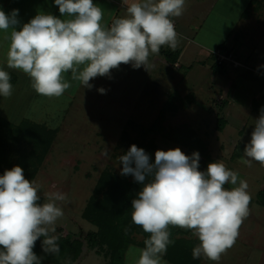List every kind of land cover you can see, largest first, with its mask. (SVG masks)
Returning <instances> with one entry per match:
<instances>
[{
  "label": "rangeland",
  "instance_id": "1",
  "mask_svg": "<svg viewBox=\"0 0 264 264\" xmlns=\"http://www.w3.org/2000/svg\"><path fill=\"white\" fill-rule=\"evenodd\" d=\"M230 3V0H224L227 12L228 8H234ZM263 4L264 0L248 2L249 7L252 5V10H258ZM185 5L193 7L190 10H203L199 1L185 0ZM240 5H247L246 1L242 0ZM237 10L231 11L229 20L210 19L208 26L198 34L197 41L208 40V43L214 46L224 40L226 43L223 48L231 49L234 34V28L231 27ZM259 11H262V8ZM249 12L251 13L250 10ZM261 16L258 19L252 18V25H256L257 20H263L260 22L264 26V13ZM245 26L240 23L235 34L243 32ZM255 29L263 31V27L258 26ZM246 30L247 28L244 31ZM259 30L253 32L256 34H250V44L256 38L259 45L256 54L258 58L253 57L248 62L238 52L235 53L248 68L256 69L264 81V31ZM253 45H249L250 49ZM175 50L170 49L171 52ZM194 54H198L197 51L189 50L183 56V67L178 71L171 70L160 54L150 55L147 69L143 66L133 69L131 65H121L112 70L110 78L97 77L90 81L93 87L83 88L74 102L63 96L49 98L38 95L31 88L29 80L18 87L13 86L14 91L10 98L0 97V117L12 124L8 128L12 129L10 131L5 127L6 133L2 134L0 141V145L4 146L3 150L5 149L0 156V175L16 165L21 166L25 178L40 185V203L45 202L46 193L60 191L66 194L65 201L57 202L64 215L56 221L55 232L50 233L58 237L60 251L58 254H45L42 251L41 262L46 264L59 261L65 254L64 243L60 241L64 239L70 242L79 241L82 244L79 257L73 264H129L131 249L141 248L146 233L134 225L131 219L121 227L117 219H114L115 228L108 225L113 223L112 214L114 215L118 204V200L112 199L109 203L106 201L107 196L111 199L115 181L120 183V180H123L120 186L138 184L131 175L120 174L122 165L119 164V157L126 154L133 144L143 148L151 162L155 160L156 150L167 151L178 147L187 155L182 144L174 139V136L175 130L189 126L207 146L210 156L200 158V170L206 171L210 162L222 160L229 169L239 173L240 179L248 182V191L252 197L249 216L239 229L236 243L222 255L219 264H249L250 259V264H264V206L260 204L264 201V167L256 162L250 167L240 163L244 153L238 147L240 144L245 146L250 140L254 120L258 118L253 115L251 104L260 99L262 103L264 90H258L255 94L251 90L254 86H250L249 90L245 89L239 94L238 99L243 100L245 106L241 109L236 107L238 104L234 105L235 124L226 125L222 133L216 131V122L210 118L209 111L211 107L217 109L214 103L218 101L220 93H216L213 88L209 91L205 88L212 84L218 88L220 85L227 86L230 93H226L227 96H223V99L233 103L238 92L233 85H226L227 80L234 82L240 80L238 78H244L242 73L245 70L220 68L218 72L224 74L216 77L209 69L213 61L210 59L199 62ZM172 75L175 79H172ZM248 81L254 82L250 78ZM99 88H104L105 93L101 94ZM191 89L197 91L192 93ZM190 103L193 106L187 117L186 107ZM168 106L176 107L179 113L172 116L168 111L165 112L166 120L161 125L165 128L164 136L154 134L156 123ZM23 121L37 126L44 125L55 134L53 140L45 147L39 148L30 140L31 134L22 139L17 134V129ZM237 122L242 125L236 124ZM7 131L11 135H8ZM106 177L107 182L104 180ZM225 187L230 189L233 186L226 184ZM95 204L99 206L96 214ZM103 221L107 225L99 226ZM125 229H128L127 233ZM177 229L178 240L187 241L192 245L187 251L191 262L215 264L203 257L193 259L192 249L198 244V240L190 231ZM121 244H124L127 250L124 255L121 252L117 255L118 251L114 252ZM260 252L262 254H259ZM164 259L167 260L166 257Z\"/></svg>",
  "mask_w": 264,
  "mask_h": 264
},
{
  "label": "clouds",
  "instance_id": "2",
  "mask_svg": "<svg viewBox=\"0 0 264 264\" xmlns=\"http://www.w3.org/2000/svg\"><path fill=\"white\" fill-rule=\"evenodd\" d=\"M54 4L59 17L38 12L22 25L19 9L6 13L0 7V31L8 34L9 41L7 68L26 74L38 95L62 96L71 87L65 79L69 73L72 80L91 89L90 81L110 78L121 65L147 69L150 55H158L164 46L178 47L174 18L183 15L185 0H122L125 15L110 26L102 23L104 11L93 0H54ZM10 80L9 72L0 68V97L13 95ZM254 121L240 163L264 167V107ZM199 161L198 151L189 156L178 147L156 150L154 162L135 144L120 155V174L131 175L141 185L131 201V221L149 234L142 248L131 249L129 264H167L164 257L174 243L172 227L190 231L198 240L193 259L219 264L235 245L250 213L248 182L222 160L210 162L206 171L200 170ZM39 189L19 165L0 175V264H41L33 250L38 240L43 253H59L58 237L50 233L64 215L57 202L65 201L66 194L46 193L40 203Z\"/></svg>",
  "mask_w": 264,
  "mask_h": 264
},
{
  "label": "crops",
  "instance_id": "3",
  "mask_svg": "<svg viewBox=\"0 0 264 264\" xmlns=\"http://www.w3.org/2000/svg\"><path fill=\"white\" fill-rule=\"evenodd\" d=\"M194 1L200 2V4L202 5L201 7L203 8L202 11L198 12L195 10H190L193 7H186L185 5V10H184L183 15L180 16L179 18H174L175 28H176L177 33L179 34L180 46L176 48L175 52H171L170 49L164 48V47H162L160 50L159 54L163 57L162 58L163 62L166 65H168L171 68V70L178 71L182 69L183 56H185L186 53L189 52V50H193L194 52L197 51L198 54H194V55L197 57L196 59H198L199 62H203L204 60L206 61L210 59L213 61L212 59L213 50L223 47L226 42H224V40H221L219 43L213 46L208 43V40L197 41L198 34L202 31L203 28L208 26L210 19L214 21H221L223 19L229 20L230 19L229 14H231L232 13L231 11H234L235 9H238V10L235 11L236 16L234 18V24H233V27H231V28H234V31L232 32L234 33L232 35L233 38L230 36L232 33L229 36L226 35L227 37H231L233 39L232 41L233 47L231 48V50H233L234 48L233 51L236 53L238 52L248 62L253 57L258 58L256 54L259 49L258 48L259 45L257 44L256 38L252 42V44H250V34L256 30H259V29H255L258 26L263 27V31H264V26L262 22H260L263 20L255 21L256 25H252L251 20L254 17H256L257 19L262 17L261 14L264 13V4L261 5V7H258V10L256 9L252 10L251 9L252 5L250 7L248 6L249 0L248 1L245 0L247 5H244V6L240 5V2H242V0H237V1L230 0L231 1L230 6L234 8H230V9L226 8L228 10L227 12L225 10L224 0H221V1L220 0H194ZM93 2L98 4L103 9L104 19L102 23H105L109 26L111 25V22L114 19L125 15L126 10L122 4V0H93ZM218 3H220V5ZM0 7H2V9L6 13L11 12L12 9H19V19L21 21V25L23 23L29 22L30 19L33 18L38 12L51 13L57 17L60 16L58 6L54 4V0H0ZM218 8H221V10L223 11L218 10ZM260 8H262V11H259ZM249 10L251 11V13L249 12ZM240 23H244L246 26L243 29V32H240L239 34H235V31L238 29ZM246 28L247 30L244 31ZM189 30H191L190 31L191 33L188 34ZM259 31L263 32L261 30ZM253 34H256V33H253ZM7 35H8L7 33L0 31V68H4V70L9 72L10 77H11L10 82L12 83L14 87H18L19 84L23 82L25 83L26 80H29V77L20 70H14V69L7 68L6 55H7L8 43H9L8 39L6 38ZM249 45H253L254 47L251 46V49H250ZM247 46H248V49H247ZM216 68L217 67L215 66L214 62L210 63L209 69L210 71H212V75L216 77L223 76L222 74L224 73L218 72ZM251 70L252 71L243 72L242 75L244 76V78H238L240 80H235L234 82L227 80L226 85L228 86L233 85L234 89L238 92L237 94H235V97L237 99L234 100L233 103H230V101H227V100L225 101L223 99V96L224 97L227 96L226 93H230V90L228 89L227 86L220 85V88H218L212 84L210 86L208 85V88H205L208 91L211 88H213L216 93H220V95L218 96V101L216 100L217 103L216 102L214 103L215 105H217L216 106L217 109H213L211 107L209 111L210 118H213L215 122L218 120H223V122H225L226 125H228L229 123L235 124V118H233L235 114V113L233 114V111H235L234 105L238 104L239 106H236V107H239L241 109L243 108V106H245L243 100L238 99L239 94L243 93L245 89L249 90L250 86H254L251 89L252 93H255V92L257 93L258 90L260 92L264 90V87H263L264 81L261 79L263 76H260V73H258L256 69H251ZM173 78L174 77L172 75V79ZM248 78H250L254 82L252 83L249 82ZM65 79L71 84V87L67 89L62 96L64 98H69L71 99V102H74V100L77 97H79L78 94L82 92V89L84 87L81 85L79 81L72 80L70 73L65 75ZM255 82L257 84H255ZM195 91L197 90H192V93H195ZM263 98H264V95L262 97V103H260L261 102V99H260L258 100L257 103L254 102L251 104V111L253 115L257 117H259L260 115V109L264 107ZM192 106H193L192 103H190V105H187L186 116L188 115V113L190 114L191 112L190 108ZM225 109H229V110L225 112L224 111ZM184 110L185 108L182 111ZM170 113H171L170 115L176 116L179 113V111H177L176 109L175 112L173 111ZM225 118L228 121H226ZM236 124H241V123L237 122ZM241 132L245 133V131H241ZM256 252L257 250L254 251V253ZM259 254H262V253L260 252ZM166 261H167V264L168 263L177 264L173 261L172 262H169L168 260ZM190 262H187V263H190ZM248 262L251 263V259ZM184 264H186L185 261H184ZM190 264H194V263L191 262Z\"/></svg>",
  "mask_w": 264,
  "mask_h": 264
},
{
  "label": "trees",
  "instance_id": "4",
  "mask_svg": "<svg viewBox=\"0 0 264 264\" xmlns=\"http://www.w3.org/2000/svg\"><path fill=\"white\" fill-rule=\"evenodd\" d=\"M220 48H223V47H220ZM216 69L218 70V67ZM175 110H176V108H171V107L163 110L162 114L160 115L158 122L156 123V128L154 129V132H153L154 134H159V135L164 134L165 128L162 127L161 125L164 124L165 120H166L165 112L168 111L170 113V111L175 112ZM11 126H12L11 123L4 121L3 118L0 117V141L2 140V134L6 133V130H9V131L12 130V129H8ZM225 126H226V124H225V122H223V120L216 121V131L223 132V129L225 128ZM5 127L7 128L6 130H5ZM188 127L184 128V129L182 128L180 130H175L174 139L178 140L180 142V144H182V147L184 148L187 155L191 156V154L194 151H198L200 154V158L201 157L207 158L209 156V153L207 151V146L198 137L197 133L193 129H191L190 127L188 128ZM25 131H27V132H25ZM17 132H18L17 134L19 135V137H21L22 139L29 137V135L31 134L30 140L39 148H40V146L45 147V145L49 144V142L53 140V136L55 135V134L51 133V130H49V129L47 130L44 125H38V126L32 125L30 122H25V121H23L20 124V127L17 129ZM7 134H8V131H7ZM8 135H11V134H8ZM3 147H4L3 145H0V156L2 155V151L5 150V149L3 150ZM238 147L241 150V152L243 153V149L245 146L240 144ZM239 155H241V153H239ZM149 179H151V177H149ZM104 180L107 182L108 177H106ZM123 182H124L123 180H120V183H119L116 180L115 184H114L115 189L112 192L113 194L111 196V199H109L108 196L106 198V201L108 203L112 199L118 200V204H117V207L115 208L114 215L112 214L113 219H111V220H113V223L108 224L110 227H113V228L116 227L114 225V222H115L114 219H117V221L120 223L119 227H121L123 225V223H125L131 219V211H132L131 210V201H132V199H134L136 197L138 191L141 188L140 184H129V185L124 184V186H120V184H122ZM105 183L102 185L104 186ZM260 204H262L264 206V201L262 200L260 202ZM98 209H99V206H97L95 204L94 214H96V211ZM102 216H104V215H102ZM108 221H110V220H108ZM106 225L107 224L104 221L102 222V224H99V226H101V227H105ZM117 229L119 230V228H117ZM170 231H171V239L174 241V243L168 247L167 254L165 256L166 259L169 262L173 261L177 264H183L184 261H185V263H187L190 260H192L191 257L187 254V251H189V249H191L190 246H192V245L188 244L187 241L182 242L181 240H178L177 235L179 234V230L177 228L172 227V228H170ZM148 235L149 234L146 233V238ZM60 241L63 242L64 243L63 246H65L64 256L59 261H53V263H46V264H65L66 260H70L71 264H73V263H75V261L79 257V254H80L81 248H82L81 242H79V241L70 242V241L64 240V239H61ZM41 243H42V240H38L36 242L35 248L33 249L34 252L38 256H40V254L42 253ZM143 246L144 245H141V248ZM126 250H127V248L125 247V245L121 244L119 249L115 250L114 253H116L118 251L117 255H119L120 252L122 255H124ZM41 263L44 264L43 262H41ZM193 263L197 264L198 262L193 261Z\"/></svg>",
  "mask_w": 264,
  "mask_h": 264
},
{
  "label": "built area",
  "instance_id": "5",
  "mask_svg": "<svg viewBox=\"0 0 264 264\" xmlns=\"http://www.w3.org/2000/svg\"><path fill=\"white\" fill-rule=\"evenodd\" d=\"M212 59L216 67L228 68L235 71H251L250 68L241 62L238 55L230 48H219L212 52Z\"/></svg>",
  "mask_w": 264,
  "mask_h": 264
}]
</instances>
